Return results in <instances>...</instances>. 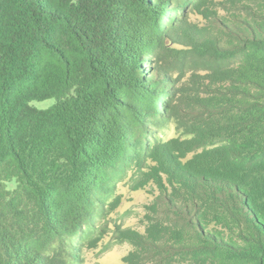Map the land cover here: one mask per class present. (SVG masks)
Wrapping results in <instances>:
<instances>
[{
  "label": "trees",
  "instance_id": "obj_1",
  "mask_svg": "<svg viewBox=\"0 0 264 264\" xmlns=\"http://www.w3.org/2000/svg\"><path fill=\"white\" fill-rule=\"evenodd\" d=\"M184 2L0 0V264H79L83 228L149 160L172 176L149 234L174 243L145 239V260L264 264V0L210 31ZM190 38L193 107L167 74ZM172 117L180 135L162 140Z\"/></svg>",
  "mask_w": 264,
  "mask_h": 264
},
{
  "label": "rangeland",
  "instance_id": "obj_2",
  "mask_svg": "<svg viewBox=\"0 0 264 264\" xmlns=\"http://www.w3.org/2000/svg\"><path fill=\"white\" fill-rule=\"evenodd\" d=\"M186 1L188 2H184L180 10L189 14V22L198 30L206 28V31H210L207 27L216 19L221 21L227 17L231 18L233 14L239 12L235 0H204L201 8L195 6L194 0ZM164 20L165 16L162 21ZM193 42L194 38H190L186 45L184 43L171 45L167 40L170 47L168 65L171 70L167 73L171 76L168 80L174 81L177 86L175 91H179L181 104L188 107H193L190 101L196 99L201 91L197 75L194 74V67L185 61V52ZM146 61L150 65L149 70L153 72L155 64L148 56ZM54 101V99H47L35 101L33 104L46 108ZM158 111L162 113L160 106ZM159 135L162 140H169L180 135L175 117H172L167 125L159 130ZM189 157L191 155L185 157L184 161H187ZM149 162L154 168L145 167V173L139 177L135 176L133 171H129L127 176L116 184L115 191L106 201L104 210L98 214L94 226L83 228L86 238L81 244L74 245V251H76L74 255L81 260L79 264H151L142 254V244L145 239L148 241L157 239L160 242L162 240L158 236L166 233L170 242L174 243L171 229L167 231L159 229L160 232L157 230L156 233L149 234L152 212V216H158V212H154L153 208L164 207L165 210L162 197L172 191V176L168 172H157V169H160L159 163H153L151 160ZM10 186H13V183ZM156 202L157 205H154ZM229 225H226L227 230ZM238 225L239 228H236L238 233L246 229L241 224Z\"/></svg>",
  "mask_w": 264,
  "mask_h": 264
}]
</instances>
